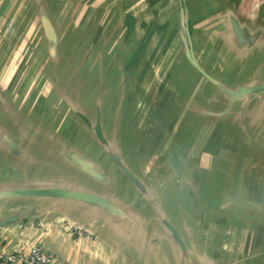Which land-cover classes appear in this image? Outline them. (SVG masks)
Segmentation results:
<instances>
[{"label": "crops", "instance_id": "0c3cea01", "mask_svg": "<svg viewBox=\"0 0 264 264\" xmlns=\"http://www.w3.org/2000/svg\"><path fill=\"white\" fill-rule=\"evenodd\" d=\"M23 1H43L42 5L47 6L51 1L63 0H0V55L18 52L9 41L10 30H5L4 24L15 34L24 30L33 32L25 35L30 38H40L48 35L51 27L54 29V17L40 19L39 13L28 15L30 25L25 27L18 18L17 26L18 15L12 19L9 7L18 11ZM221 1L223 9L218 12L213 10L215 4L207 5L212 14L206 21L223 22V30H213L217 36L211 37L212 40L224 35V26L235 36L237 44L222 50L241 59L237 74L245 75L231 83L238 88L234 104L229 105L228 94H221V99L218 95L209 97L211 108L202 116L213 120L211 126L203 128V120L199 126H189L188 140L176 143L180 145L179 156L176 153L163 156L149 150L135 164H126L130 174L123 180L127 185L125 192L110 189L111 176L101 170L102 158L91 161L81 157L87 174L78 170L80 174L75 180L80 182L83 180L80 175L84 176L87 183L84 187L66 189L75 185L72 184L75 181L63 176L58 189L44 188L43 194L39 193L41 189L27 193L25 198L34 202L29 206L9 212L1 210L0 252L39 245L54 257L45 264H264V0ZM88 15L79 25V32L86 28ZM39 28L40 34L36 33ZM84 33L82 37L86 39ZM53 37L55 41L59 39L55 29ZM224 37L230 42L229 35ZM37 47V43L27 45L22 52H40ZM151 47L147 45V51ZM52 48L51 53L60 50V46ZM171 52L182 53L181 45L173 46ZM1 65L0 61V71L6 67ZM16 66L14 69H18ZM42 79L44 84L34 98L39 113L48 111L62 80L53 72L44 74ZM3 87L6 86L1 83L0 74L1 106L6 100L1 94ZM246 87L253 90L247 91ZM25 131L19 129L17 137L13 136V150L21 149L19 141ZM6 145V140L0 139L1 187L9 180L13 183L19 180L22 170L19 154ZM1 146H6L8 152L2 148V153ZM122 163L125 164L123 160ZM99 169L101 172L93 173ZM72 194L109 205H85ZM23 195L22 189L0 194L4 201H14Z\"/></svg>", "mask_w": 264, "mask_h": 264}, {"label": "rangeland", "instance_id": "374dc122", "mask_svg": "<svg viewBox=\"0 0 264 264\" xmlns=\"http://www.w3.org/2000/svg\"><path fill=\"white\" fill-rule=\"evenodd\" d=\"M23 2L18 11L9 7L12 19L18 15L17 26L18 18L23 27L29 26L27 17L31 14L39 13L40 19L53 16L52 26L59 39L55 41L52 27L48 35L42 32V37L33 34L30 38L25 35L33 32L15 34L4 24L18 52L0 55L1 66L7 67L0 71L1 83L6 86L1 90L6 100L4 106L0 105V129H5L0 139L19 154L22 170L15 183L9 180L5 187L0 183V194L17 189H58L63 176L75 181L66 189L84 187V176L80 175V182L75 180L79 171L87 174L83 157L91 161L102 158L101 170L111 176L110 189L125 192L123 180L130 174L126 164H135L149 150L179 156L178 144L188 140L189 126H199L202 120L203 128L211 126L213 120L202 116L211 108L209 97L218 95L221 99V94H228L229 105L234 104L238 88L231 83L245 75L237 74L241 59L222 50L237 44L235 36L224 26L223 33L230 36V42L223 34L212 40L217 36L213 30H223V22L206 21L212 14L207 5L215 4L213 10L221 11V0H63L51 1L47 6L42 5L43 1ZM85 14L90 18L79 32ZM84 31L86 39L82 37ZM35 43L40 52H22ZM180 45L182 53H169L173 46ZM56 46H60L59 52L51 53ZM52 72L62 80L48 111L39 113L34 98L44 84V74ZM19 129L26 130L19 141L21 149L13 150V136L17 137ZM6 146H1L2 153V148L8 152ZM13 184L17 186L10 187ZM26 196L14 201H4L0 196V217L2 209L15 211L34 203ZM72 196L85 205H109Z\"/></svg>", "mask_w": 264, "mask_h": 264}, {"label": "built area", "instance_id": "2783aa9c", "mask_svg": "<svg viewBox=\"0 0 264 264\" xmlns=\"http://www.w3.org/2000/svg\"><path fill=\"white\" fill-rule=\"evenodd\" d=\"M54 257L39 245H24L0 252V264H45Z\"/></svg>", "mask_w": 264, "mask_h": 264}, {"label": "water", "instance_id": "95a60500", "mask_svg": "<svg viewBox=\"0 0 264 264\" xmlns=\"http://www.w3.org/2000/svg\"><path fill=\"white\" fill-rule=\"evenodd\" d=\"M41 190H43V191H41ZM41 190H39V193L43 194L42 192H44L45 189H41ZM27 193H37V190L36 189L35 190H27V191L25 190L24 194H27Z\"/></svg>", "mask_w": 264, "mask_h": 264}]
</instances>
